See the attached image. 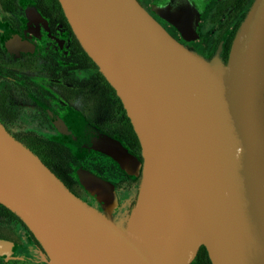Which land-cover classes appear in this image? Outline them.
I'll list each match as a JSON object with an SVG mask.
<instances>
[{
	"label": "water",
	"instance_id": "obj_1",
	"mask_svg": "<svg viewBox=\"0 0 264 264\" xmlns=\"http://www.w3.org/2000/svg\"><path fill=\"white\" fill-rule=\"evenodd\" d=\"M58 1L138 137L137 198L120 226L110 217L118 207L110 183L81 177L102 214L0 122V203L50 264H190L202 245L212 264H264V0H255L226 64L186 48L137 0ZM172 23L184 36L193 31ZM98 139L135 166L115 141ZM14 252L0 241V255Z\"/></svg>",
	"mask_w": 264,
	"mask_h": 264
},
{
	"label": "flooded vegetation",
	"instance_id": "obj_2",
	"mask_svg": "<svg viewBox=\"0 0 264 264\" xmlns=\"http://www.w3.org/2000/svg\"><path fill=\"white\" fill-rule=\"evenodd\" d=\"M137 1L175 40L207 61L219 57L222 64H226L232 41L247 20L255 2V0ZM165 8L169 10L166 17L159 13ZM170 20L175 23L183 21L191 24L193 31H186L184 36ZM5 51L10 62L18 63L21 51L17 49V55L11 49ZM38 51L40 58L36 63L34 61L31 68L27 65L26 58L22 64L18 63L22 74L21 80H17L18 87L0 79V93L4 90L6 99L12 105L20 106L13 111L19 114L18 121L23 120V124L9 123L6 127L1 119L0 122L16 140L24 132L35 130L49 134L51 139L66 146L67 154L65 153L64 158L67 164L55 163L50 168L51 171L63 176L70 184L69 190L74 195L102 214L108 213L107 208L85 189L81 177L93 175L110 183L118 201V207L110 210V217L123 226L131 209L128 203H134L138 194L143 163L141 146L138 149L133 138H130L131 142L122 134L126 110L123 104L125 112L120 108L116 91L115 97L114 94L110 96L111 92L104 83L94 81L91 70L82 67L73 71V63H70V60H61L59 56L55 57V60L46 57L49 52L62 51L69 55L70 50L45 48ZM52 53H49L50 56ZM30 87L38 91V99L34 93L27 90ZM62 88H65V94H62ZM35 104L39 108L35 107ZM116 110L121 117L113 116L115 119L113 123L117 128L109 130L106 122ZM47 121L49 123H46ZM98 136L107 137L123 147L132 157L135 166L122 165L109 152L100 148ZM66 137H73V144L69 143L70 138L65 141ZM59 179L65 183L62 178ZM29 232L26 226L15 223L12 216L0 217V241L12 245L15 250L12 255H0V264H23L25 260H29L28 257L16 253L19 248H24L28 244L46 256L42 260H49L40 244L38 243L41 249L31 241Z\"/></svg>",
	"mask_w": 264,
	"mask_h": 264
},
{
	"label": "trees",
	"instance_id": "obj_3",
	"mask_svg": "<svg viewBox=\"0 0 264 264\" xmlns=\"http://www.w3.org/2000/svg\"><path fill=\"white\" fill-rule=\"evenodd\" d=\"M30 3V10L28 13H31V33L35 34V37L31 35V33H26L24 31V21L22 18L25 15V8L20 4V0H0V79H3L6 82H10L13 85L17 86V80H21L22 74L20 73L21 67H19L18 63L22 64L23 59H28L27 65L29 68L32 67L34 61L35 63L40 58L39 51L34 45V41L36 39L40 40L43 43H46V49L52 50L56 47L53 46L54 41L57 38L58 32L57 27H61V29L66 33L68 39L67 49L70 50V54L65 55L61 52H49L53 55L50 56L49 53L46 54V57L49 59H54L59 56L61 60H70V63H73V71L75 69H79L85 67L92 71V75L94 77V81L102 82L108 88L109 92H111L110 96L114 97L115 89L110 85V83L106 80L103 74L99 71L98 66L95 62L88 56L85 50L80 45L78 39L72 31L70 24L68 23L62 7L58 0H28ZM35 20V22H34ZM6 31H10V44L13 47H16L20 52V57L17 60L18 63L10 62L8 59V55L6 53V49H10L4 42ZM26 33V34H25ZM23 35L22 38L20 36ZM57 49V48H56ZM55 60V59H54ZM54 61H52L53 63ZM64 65V64H62ZM69 68V66H68ZM19 71V73L17 72ZM6 78H5V77ZM10 79V81H9ZM27 90L31 93H34L35 98L38 99V91L33 87L27 88ZM65 88H62V94ZM7 95L4 90L0 93V119L1 122L8 126L9 123L15 124H23V120L18 121L19 114H17L16 105H12L11 102L6 99ZM118 100L119 106L123 112L125 110L122 108V103L120 102L119 97H116ZM111 105L114 103L110 100ZM34 103V102H33ZM13 106V108H12ZM35 107H38L35 104ZM39 108V107H38ZM15 110V111H13ZM113 115L106 122V126L109 130L113 128H117L115 122V118L118 117V110L112 113ZM121 117V115H119ZM22 121V122H21ZM46 123H49L48 121ZM26 124V123H25ZM123 135L126 139L130 140L133 138L135 144L138 145V149H140L138 137L133 129V126L130 122L128 116L125 117V123H123ZM41 126V123H39ZM17 140L25 144L33 153H35L42 162L49 168L52 167L55 163H62V165L67 164V160L64 158L65 153L67 154V148L62 143L51 139L50 135L43 134L42 132H38L35 130H28L17 137ZM131 141V140H130ZM132 142V141H131ZM58 178H62L64 180V184L68 189L71 188L70 184L66 182L63 176L57 172H54ZM12 216L14 222L25 227L23 222L20 220L18 216H16L13 212H11L8 208H6L3 204L0 203V217L4 216ZM29 231V230H28ZM31 241L40 248L38 241L35 239L31 232ZM41 249V248H40ZM190 264H212L208 252L205 246H200L198 252L192 262Z\"/></svg>",
	"mask_w": 264,
	"mask_h": 264
},
{
	"label": "rangeland",
	"instance_id": "obj_4",
	"mask_svg": "<svg viewBox=\"0 0 264 264\" xmlns=\"http://www.w3.org/2000/svg\"><path fill=\"white\" fill-rule=\"evenodd\" d=\"M20 4L26 10L24 17L22 18V21H24V28L23 29H24V31L26 33H31V27H32L31 26V16H32V14L28 13V11L30 10V8H29L30 7V3H29L28 0H20ZM34 22H35V20H34ZM57 32H58V35H57L56 40L53 43V46L56 47L57 49L65 50L67 48L66 44L68 42L66 33L60 27H58ZM4 34H5V38H4L5 44L12 50V52L15 55H17L16 47H13L10 44V41L8 40V37L10 39L11 32L10 31H6V33H4ZM31 35H33V37H35L34 33H31ZM22 37H23V35L20 36V38H22ZM33 43H34L35 47L37 48V50H40V51L44 50L46 48V45H47L46 43H43V42H41L38 39H36V41H34ZM54 136H56V135H54ZM69 138L70 137H66V138H64V140L67 141ZM69 140H70L69 143L73 144V137L70 138ZM136 198H137V196H136ZM136 198H135V201H136ZM135 201H134V203L133 202H129L128 203V204H130L129 206H131V209L134 206ZM131 209H130V211H131ZM130 211L127 214V217H126L124 225L126 224V221L128 219ZM16 253L19 256L28 257L29 260H25L23 264H50L49 260H42L46 256L39 249H37L36 247L32 246L31 244H28V246L26 245V247H24V248H19Z\"/></svg>",
	"mask_w": 264,
	"mask_h": 264
},
{
	"label": "bare ground",
	"instance_id": "obj_5",
	"mask_svg": "<svg viewBox=\"0 0 264 264\" xmlns=\"http://www.w3.org/2000/svg\"><path fill=\"white\" fill-rule=\"evenodd\" d=\"M137 226H138V231H141L142 230L141 226L139 227V224Z\"/></svg>",
	"mask_w": 264,
	"mask_h": 264
}]
</instances>
